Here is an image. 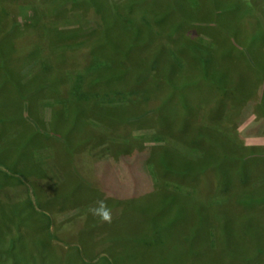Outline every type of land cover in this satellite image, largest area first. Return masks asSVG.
Masks as SVG:
<instances>
[{"label":"rangeland","instance_id":"obj_1","mask_svg":"<svg viewBox=\"0 0 264 264\" xmlns=\"http://www.w3.org/2000/svg\"><path fill=\"white\" fill-rule=\"evenodd\" d=\"M2 6L0 264H264V178L243 176L241 148L264 156V0ZM78 99L70 143L52 106Z\"/></svg>","mask_w":264,"mask_h":264},{"label":"trees","instance_id":"obj_2","mask_svg":"<svg viewBox=\"0 0 264 264\" xmlns=\"http://www.w3.org/2000/svg\"><path fill=\"white\" fill-rule=\"evenodd\" d=\"M122 4H124V3H122ZM125 5V4H124ZM0 8H4L3 10L2 9H0V22H2L1 21V16L3 15V14H5L6 13V10H5V8L6 7H4V6H2V7H0ZM46 12H48V10H46ZM146 13H148V11H145ZM49 13V12H48ZM141 13H144L143 11L141 12ZM44 14V13H43ZM36 16H39V15H36ZM33 17V14H31V18ZM46 17V16H45ZM44 17V18H45ZM130 19L131 20H133L131 23L132 24H135V23H137L139 20L138 19H136V18H134V17H130ZM38 22H40L41 24H42V22H44V21H47V24L45 25L46 26V28H48L49 29V27L47 26L48 25V23H49V19L48 20H42V19H38L37 20ZM140 22H138L137 24H139ZM29 24V23H28ZM27 24V25H28ZM43 25V24H42ZM140 25V24H139ZM141 26V25H140ZM56 28H58V27H56V25L55 24H53V29H54V31L55 30H57ZM50 30H52V29H50ZM53 31V30H52ZM62 31V29H60L59 31H58V34L60 33ZM62 33H64V34H59L61 37L62 36H64V37H68V35L70 34L69 33V31H63ZM55 34H56V36H58V34L55 32ZM56 36H53V37H55L57 40H52V42H53V52L54 53H56V51H58V50H62L63 52H64V54H65V52H66V50L65 49H63L62 48V45H63V43H59L58 44V42H59V40H61V38H58V37H56ZM67 49V48H66ZM68 51V50H67ZM69 52V51H68ZM70 54V53H69ZM65 57V55H63V57H60L59 58V60L60 59H62V58H64ZM57 63H59V62H57ZM61 79H62V77H61V75L60 74H54L53 76H52V78H51V81H50V83L52 84V86H54V83H56V84H58V83H60L61 82ZM59 87H60V85L57 87V90H55V89H53L54 87H46L47 89H48V91L50 90V89H52V91L53 92H55V94H56V97L55 98H57V94L60 92V89H59ZM70 91H72V90H70ZM44 96H46V94L44 95ZM247 98V97H246ZM245 98V99H246ZM94 99V103H96L98 106H106V105H102V103H104V102H102V103H99L95 98H93ZM25 100H27V99H25ZM83 100H86V99H78L77 101H74V102H72L71 104L68 102L65 106H64V104L62 103V101H58V103H57V105L54 107V106H52L53 107V109H55L57 112H59L62 116H63V119L61 120V121H63V123H64V127H63V133L64 134H59L58 133V130L56 129V127L55 126H53L52 127V130H55L56 131V133L57 134H59L61 137H62V139H63V141L64 140H69L70 141V143H75V138H73L72 137V132H73V128L74 127H76V128H78L79 127V123L80 122H82V120L84 119V117H83V119H82V117H80V114H81V110H79V111H76L75 113H71V112H69L68 111V109H67V107H68V105H78L77 104V102H80V101H83ZM96 101V102H95ZM25 102V101H24ZM24 102H23V104L21 105V108L23 107L24 108V105L25 106H28L27 107V109H28V115L29 116H32V117H34V112L33 111H31V109H30V105H31V107H32V104L30 103V101H29V103H30V105L28 104V101H26V103L24 104ZM260 102H261V108H260ZM258 109L261 111V112H263L264 113V99H261V100H259V102H258ZM103 108V110H105V109H108L107 107H102ZM257 108V107H256ZM87 116V115H86ZM88 116H94L95 117V115H93V113H90V114H88ZM65 127H69V129L68 130H70V132H66L65 130H64V128ZM58 140H59V138H58ZM27 141V140H26ZM26 141H25V143H26ZM60 141V140H59ZM238 144H241L240 142H238ZM30 147V146H29ZM199 147V146H198ZM142 148V147H141ZM200 148V147H199ZM241 148L244 150V152H245V154H244V177H246L247 176V174H248V176H250V178L251 177H259V178H264V167H260V163H262V162H264V156L261 158V160L260 161H257V158H255L254 156H253V154H260V153H258V152H255V149H259L260 147H256V146H242L241 145ZM167 151H169L170 152V150H167ZM176 156H177V153H176ZM243 156V155H242ZM248 165H251L252 166V168H254L255 169V167L257 168V169H259L260 170V172H259V174H257L256 176H255V174H254V172H252V171H250L249 169H248ZM180 167H174V168H167V169H163V172L165 173V174H161L162 176H163V178H164V181H165V184L166 185H172L173 186V184H174V182L176 181V180H173L174 179V177H177V174L178 173H172V171L171 170H173V171H179V169L180 168H184L185 167V165H179ZM260 167V168H259ZM6 168V167H5ZM214 169H217L218 168V166L217 165H215L214 167H213ZM6 170L9 172V169H7L6 168ZM76 172V170H75V168H74V166L72 165V166H70L68 169H66L65 170V172H64V175H63V180H64V182H68V183H70V182H73V181H76V177H75V175H74V173ZM71 179H73V180H71ZM264 185V180L261 182V184L259 185V187H260V190H261V188L262 187H264L263 186ZM264 191V190H263ZM256 192L257 193H259V188L256 190ZM65 200H66V203H68V205H70L71 207H75V206H80V205H82V200L79 198V197H77V198H75V199H72L71 201L69 200V202H68V197H66L65 196ZM75 203V204H74ZM69 206V207H70ZM2 210H3V208H2ZM7 211V213H11V212H13L12 210H6ZM234 245L235 244H227V246H230L231 247V249L233 250V247H234ZM226 247V246H225ZM225 247H224V251L228 254V252L226 251V249H225ZM261 250L262 251H260L259 253L261 254V255H263L264 254V248L262 247L261 248ZM234 251V250H233ZM198 253H196V255H197ZM262 264V263H261Z\"/></svg>","mask_w":264,"mask_h":264},{"label":"clouds","instance_id":"obj_3","mask_svg":"<svg viewBox=\"0 0 264 264\" xmlns=\"http://www.w3.org/2000/svg\"><path fill=\"white\" fill-rule=\"evenodd\" d=\"M89 211L102 221L111 222V209L107 206L105 201H97L96 206L90 207Z\"/></svg>","mask_w":264,"mask_h":264}]
</instances>
